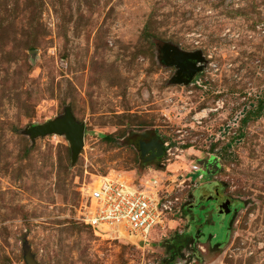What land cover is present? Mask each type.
Returning <instances> with one entry per match:
<instances>
[{"label":"rangeland","instance_id":"obj_1","mask_svg":"<svg viewBox=\"0 0 264 264\" xmlns=\"http://www.w3.org/2000/svg\"><path fill=\"white\" fill-rule=\"evenodd\" d=\"M164 45L203 55L189 84L172 82ZM67 107L85 126L74 162L64 135L27 133ZM152 136L168 161H141ZM148 168L170 187L185 176L181 206L234 201L225 238L196 231L205 210L170 215L145 247L78 219L82 183ZM176 233L192 237L173 253ZM27 251L38 264H264V0H0V264Z\"/></svg>","mask_w":264,"mask_h":264},{"label":"built area","instance_id":"obj_2","mask_svg":"<svg viewBox=\"0 0 264 264\" xmlns=\"http://www.w3.org/2000/svg\"><path fill=\"white\" fill-rule=\"evenodd\" d=\"M203 114L197 113L194 118L200 120ZM162 147L161 158L167 156L168 161L173 148L169 142H164ZM151 170L148 168L141 177H127L123 172L112 170L82 183L78 219L97 235L111 234V237H122L137 247H145L151 233L161 229L164 221L179 210V194L183 189L180 184L184 181L179 178L185 177H177L180 183L170 187L162 184L155 174H149Z\"/></svg>","mask_w":264,"mask_h":264},{"label":"water","instance_id":"obj_3","mask_svg":"<svg viewBox=\"0 0 264 264\" xmlns=\"http://www.w3.org/2000/svg\"><path fill=\"white\" fill-rule=\"evenodd\" d=\"M162 61L165 65L173 66L176 72L172 77L173 83L189 84L191 80L203 69L204 58L200 51L186 52L171 45H164L162 48ZM84 123L78 122L69 107L65 108L64 113L44 124H38L28 128L27 133L32 139L47 134L64 135L70 144L71 160L74 162L77 158L84 141ZM140 155L152 152L154 157L163 155L162 143L158 139H152L146 143L140 142ZM155 152V153H154ZM229 202L220 206V212L228 211ZM25 264H38L32 254L27 251L24 256Z\"/></svg>","mask_w":264,"mask_h":264},{"label":"flooded vegetation","instance_id":"obj_4","mask_svg":"<svg viewBox=\"0 0 264 264\" xmlns=\"http://www.w3.org/2000/svg\"><path fill=\"white\" fill-rule=\"evenodd\" d=\"M152 139H157L155 136L149 137V139L147 140H139L137 142V146L139 149L140 146V142L144 141L146 143L150 142ZM159 141V140H158ZM162 151H163V147H162ZM155 153V152H154ZM139 154H140V149H139ZM162 155L160 157H154L152 152H147L144 155H140L141 161L144 163H148V162H159L161 159ZM206 164H209V166H211L214 169V172L216 171V169L218 168V165H216L214 162H206ZM203 170V167L201 166L200 168H198L196 171L194 172H200ZM199 176L202 178V174H199ZM215 195L213 196H208L207 200L205 201H196L195 203H189L187 206L180 204L179 207V212H187V213H191V214H197V213H202L204 212V210L207 212L206 216H209L208 218L205 217V223H201L199 221V223H197V228L196 231L201 235H206L208 234V232L210 230H214V229H220V232L222 233V237L225 238L226 234L225 232L227 231L231 220L233 219L234 214L238 211V206L235 204L234 201H232L230 198L228 197H224L222 195L221 197V193H219L218 191L214 192ZM209 204H207V203ZM225 202H229L228 204V211L226 213H221L220 212V206L225 203ZM185 206V207H184ZM185 210V211H183ZM195 216V215H194ZM214 217H216L217 219H214ZM198 218V217H197ZM197 218H195V220H197ZM217 235L215 236V238H217ZM203 237V236H201ZM196 239V238H195ZM213 239V238H212ZM222 239V238H221ZM216 241V239L214 240V242Z\"/></svg>","mask_w":264,"mask_h":264},{"label":"trees","instance_id":"obj_5","mask_svg":"<svg viewBox=\"0 0 264 264\" xmlns=\"http://www.w3.org/2000/svg\"><path fill=\"white\" fill-rule=\"evenodd\" d=\"M260 108H261V106H260ZM104 138L109 139L110 137H109V135H107ZM179 213L180 212L178 210L174 213V215L179 214ZM191 237H192V233H184V234L176 233V238H175V240H173V242L171 243V246H170L173 249V253H177V251H179L180 248L184 245V243L186 241H188V239ZM218 238H219V234H218Z\"/></svg>","mask_w":264,"mask_h":264}]
</instances>
